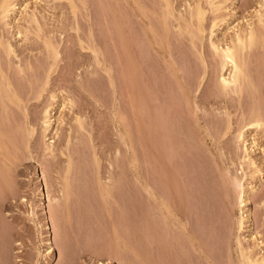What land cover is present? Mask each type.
<instances>
[{
	"label": "rangeland",
	"instance_id": "obj_1",
	"mask_svg": "<svg viewBox=\"0 0 264 264\" xmlns=\"http://www.w3.org/2000/svg\"><path fill=\"white\" fill-rule=\"evenodd\" d=\"M10 2L0 16V264H147L144 184L169 198L166 174L183 189L190 232L221 264H243L228 178L248 175L244 188H257L239 240L264 264V129L238 140L253 113L264 118V0ZM251 29L260 45L239 53L249 79L222 94L212 43L235 45Z\"/></svg>",
	"mask_w": 264,
	"mask_h": 264
},
{
	"label": "bare ground",
	"instance_id": "obj_2",
	"mask_svg": "<svg viewBox=\"0 0 264 264\" xmlns=\"http://www.w3.org/2000/svg\"><path fill=\"white\" fill-rule=\"evenodd\" d=\"M212 1L210 0L211 5H212ZM0 2H1L0 3V13H1L0 16H2L3 19L8 18L9 17V13L11 12V6L13 4L10 2V0H2ZM215 2H217V1H215ZM199 11H200V9H199ZM196 12H198V9L196 10ZM197 14L198 13H196V15ZM200 15H202V14H200ZM199 17L202 18L203 15L199 16ZM201 18H199V19H201ZM257 23H259V25H261L260 26L261 28H262V26L264 27V15L259 17ZM242 32H243V30H242ZM261 32H263V31H261ZM256 33H258V32L256 31ZM258 34H259L258 35L259 38H263L264 34H262V36H261V33H258ZM235 37H236L235 38V45L233 43V45L227 46L226 48H220V46L216 45L215 43H212L214 54H216V56H218L220 58V60H221V64H220L221 65V67H220L221 75H220V78L218 77L219 78L218 79L219 80L218 81L219 84H218L217 88H218L219 92H222V94L223 93L225 94L229 90H233L234 91V90H237V89L243 87L242 82H245L243 80L246 79V78L249 79L248 76H246V78H244L246 71H245V68H244V63L242 62L243 58L241 60V57L239 56V53L240 54H241V52L243 53L244 49L246 50V47H248V49H249V46H250V48L253 47L251 45L252 44L255 45V43L257 42V41L255 42V40H257V38H258V37H256V39H255V31L253 29L247 31V33H245V34L244 33L243 34H237ZM257 44H259V43L257 42ZM222 47H224V46H222ZM7 49L8 50L10 49L9 51H13V50H11V46L9 47V45H8ZM248 49H247V51H248ZM54 52H56V51H54ZM54 57L58 58V56H54ZM228 67H230L231 73H229V77H226V75L223 74V73H225L226 68L228 70ZM246 75H248V74H246ZM242 89H239L236 92L238 93V91H242ZM261 115H262V113H261ZM229 117H230V115H229ZM263 119H262V117H260L258 112L253 113L250 123L247 124L246 126H244V128H242V131L239 133L238 140H240V141H242V143H244L245 132H248L249 130H254V129L258 130L261 127L264 129V127H263L264 126ZM43 126H44L45 131H48L51 128V119H50V111L49 110L45 111V118L43 120ZM246 127H247V129L245 130ZM44 129H43V131H44ZM1 137H3V134L0 132V142H1ZM150 156H152V155H150ZM153 157H154V155H153ZM161 157H163V156H161ZM244 163H242V164L244 165ZM164 165H167V164H164ZM249 166L254 167V164L252 163V160L249 163ZM246 174H247V172H246ZM166 176H167V174H166ZM166 176L164 178L165 179L164 182H166L165 184L170 185V190H171V194H170L169 198H167V196H169V195L165 194L166 192L164 193V191L163 192L160 191V192L164 193L165 196H164V194L160 195V193H158L159 191L158 190L156 191L152 187L153 183L150 182V179L146 180L145 184H144V189H145V191H146V193L148 195V200H149V203H148L149 204V209L147 211V217H146V238H147L146 239V241H147L146 262H147V264H155L154 263L155 261H154V258H153V245H154L153 240H154V237H155L154 235H155L156 231L158 229H160V228L162 229V232H161V234L159 233L160 235L158 234V236H161L160 239L159 238L158 239H159V242H160L159 243V248H161V250L163 251V252L161 251L163 253V255H162L163 258L161 257V260L163 261V264H193L195 258L197 260H201V259L205 260L207 264H221L219 261H217V258L215 259L213 255L211 256V254L203 246L202 238L200 236H198V235H193L190 232L189 227H188V222H187L188 220L185 219V217H186L185 214L186 213L185 214L183 213V212H185V211H183V209L185 208V206H184V196H183V192H182L183 189H181L180 184L178 183V181L175 179L174 176L173 177H168L167 176V178H166ZM242 176H243V174H242ZM253 176H254V174H251V178H253ZM42 177L44 178L45 176H42ZM247 177H249V176L245 175L242 178H238L237 176L236 177H234V176L232 177L231 176V178L229 177L230 179L228 178V180L230 182V185L232 184L231 188H234L235 191L238 193V195H237L238 197L236 196L237 197V207H238V209L240 211V214H239L240 216L237 217V221L235 223H233L231 228L229 227L230 229H232L231 230L232 231V233H231L232 234V238H230V240L232 239V241H230V242H232L233 245L236 244L235 247H237L236 248L237 249V253H239V256L241 257L240 259L243 260V264H261L254 257L253 248L250 249V250L244 249L242 244H241V241L239 240V233H241L244 230V225L246 223L245 219L248 218V215L245 216V213L243 212V207H245V205H246L245 204L246 195H247L248 192H250V193L255 192L256 188H257L256 185L255 186L254 185H252V186L250 185L248 190L245 189L246 187L244 188L243 181L246 180ZM169 178H171V180ZM45 187L47 189V192L44 193V190H43V192H41V195L44 198L43 200L45 201V199H46L47 203H49L48 201H50L51 197H49V189H48V185L46 184V181H45ZM108 188H109V186H108ZM66 189H67V187H66ZM104 189L106 191L105 187H104ZM170 190H168L169 193H170ZM236 192H235V194H236ZM109 193H110V191H109ZM66 197L69 198L67 195H66ZM106 198H107V196H106ZM263 199H264V197H263ZM235 201H236V199H235ZM231 203H232V201H231ZM262 204H263V207H264V202ZM263 211H264V209H263ZM154 213L157 215V217H160V219H161V221L159 220L160 222H162V225L160 227L158 226L160 224L154 223V221H156V220H153L154 217H155V216H153ZM232 214H234V213H232ZM155 219H156V217H155ZM159 221H157V222L160 223ZM232 222H234V221H232ZM48 225H50V224H48ZM48 225L46 227H47L48 230H50L51 228H50V226L48 227ZM176 227H180L181 229H179V231H177ZM156 228H158V229H156ZM158 231H161V230H158ZM199 235H200V233H199ZM229 244H231V243H229ZM231 248H233V247H231ZM49 252H51V251H49ZM239 256H238V258H239ZM159 264H161V263H159Z\"/></svg>",
	"mask_w": 264,
	"mask_h": 264
}]
</instances>
